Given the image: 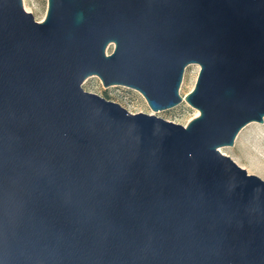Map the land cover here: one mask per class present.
I'll use <instances>...</instances> for the list:
<instances>
[{
  "label": "water",
  "instance_id": "water-1",
  "mask_svg": "<svg viewBox=\"0 0 264 264\" xmlns=\"http://www.w3.org/2000/svg\"><path fill=\"white\" fill-rule=\"evenodd\" d=\"M191 64L187 125L82 87L161 112ZM251 122L264 0H0V264H264V180L220 150Z\"/></svg>",
  "mask_w": 264,
  "mask_h": 264
},
{
  "label": "rangeland",
  "instance_id": "rangeland-1",
  "mask_svg": "<svg viewBox=\"0 0 264 264\" xmlns=\"http://www.w3.org/2000/svg\"><path fill=\"white\" fill-rule=\"evenodd\" d=\"M23 3L25 9L32 12L37 21H43L46 18L48 0H23ZM113 49L114 46L110 45L107 49V53L110 54ZM199 72L200 66L197 64H191L186 68L180 87V94L184 100L174 108L161 112H154L139 91L126 86L105 87L100 78L95 75L88 77L84 81L82 87L88 92L98 94L110 101L122 105L132 113H155L157 116L166 120L187 125L200 114L196 108L192 107L185 100V97L195 88ZM259 135L261 136V140L258 144L246 142L245 146L240 147L235 140L234 145L223 146L220 150L223 149L224 152H227V155L236 161L238 165L246 168L249 174L257 175L264 180V130L261 131Z\"/></svg>",
  "mask_w": 264,
  "mask_h": 264
},
{
  "label": "bare ground",
  "instance_id": "bare-ground-1",
  "mask_svg": "<svg viewBox=\"0 0 264 264\" xmlns=\"http://www.w3.org/2000/svg\"><path fill=\"white\" fill-rule=\"evenodd\" d=\"M263 123L252 122L246 125L238 134L236 141L240 147L245 146L246 142L259 143L261 140V136L259 133L263 131ZM223 151V149H221ZM221 151V152H222ZM227 155V152H222Z\"/></svg>",
  "mask_w": 264,
  "mask_h": 264
}]
</instances>
